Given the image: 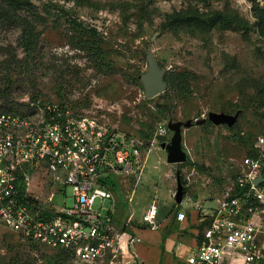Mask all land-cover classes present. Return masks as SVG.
Returning a JSON list of instances; mask_svg holds the SVG:
<instances>
[{
    "label": "rangeland",
    "instance_id": "rangeland-1",
    "mask_svg": "<svg viewBox=\"0 0 264 264\" xmlns=\"http://www.w3.org/2000/svg\"><path fill=\"white\" fill-rule=\"evenodd\" d=\"M2 1L33 34L23 37L20 26L0 23V114H24L26 101L39 98L139 137L148 155L138 179H119L122 207L131 198L140 216L156 197L157 222L180 207L207 213L243 171L244 157L258 156L264 138V0ZM149 53L164 71L166 87L146 99L141 79ZM170 74L185 75L188 91L169 86ZM209 113L236 116V122L182 129L186 160L168 164L160 148L172 137L168 125ZM177 174L184 192L178 206ZM55 189L44 169L35 173L36 204L48 207L45 199ZM64 201L72 207L71 187L55 196L57 205ZM0 264L108 261L82 262L0 225Z\"/></svg>",
    "mask_w": 264,
    "mask_h": 264
},
{
    "label": "built area",
    "instance_id": "built-area-1",
    "mask_svg": "<svg viewBox=\"0 0 264 264\" xmlns=\"http://www.w3.org/2000/svg\"><path fill=\"white\" fill-rule=\"evenodd\" d=\"M26 104L24 114H0V225L82 262L126 264L130 247L140 242L134 230L157 226L156 197L140 216L131 198L126 208L118 199L119 179H138L144 170L148 152L143 143L68 104L39 98ZM258 142V156L244 157V169L228 193L207 213L199 211L207 224L186 263L264 262V138ZM40 169L56 187L45 199L48 207L31 195ZM258 177L263 180L255 185ZM67 187L72 207L54 202ZM183 218L177 214L178 221Z\"/></svg>",
    "mask_w": 264,
    "mask_h": 264
},
{
    "label": "crops",
    "instance_id": "crops-1",
    "mask_svg": "<svg viewBox=\"0 0 264 264\" xmlns=\"http://www.w3.org/2000/svg\"><path fill=\"white\" fill-rule=\"evenodd\" d=\"M203 205L196 202L195 207L205 208ZM178 213L184 214L182 221L177 220ZM202 222L199 211L194 207L171 210L167 216L160 218L154 228L134 230L140 242L130 247L124 261L126 264H188L186 259L197 246L204 228Z\"/></svg>",
    "mask_w": 264,
    "mask_h": 264
},
{
    "label": "water",
    "instance_id": "water-1",
    "mask_svg": "<svg viewBox=\"0 0 264 264\" xmlns=\"http://www.w3.org/2000/svg\"><path fill=\"white\" fill-rule=\"evenodd\" d=\"M147 71L142 77V83L144 86V97L146 99L154 98L162 93L166 87V83L163 80L164 71L158 66V63L152 53H149L146 57ZM206 121H209L213 125H226L231 127L236 122V116H231L223 113H209L207 118L192 121L186 120L185 122H176L169 124L168 129L172 132V137L169 143L160 144V148L166 153V162L170 165L182 164L186 160L185 152L181 147V130L187 129L193 126H200ZM262 177H258L253 183L258 185L262 181ZM183 189L180 181L179 174L176 175V190L173 196L174 203L178 206L183 201Z\"/></svg>",
    "mask_w": 264,
    "mask_h": 264
},
{
    "label": "trees",
    "instance_id": "trees-1",
    "mask_svg": "<svg viewBox=\"0 0 264 264\" xmlns=\"http://www.w3.org/2000/svg\"><path fill=\"white\" fill-rule=\"evenodd\" d=\"M3 1H0V23L7 24V25H18L22 29L23 37H29L32 36L33 32L31 31L29 25L26 23V19L14 15L10 10V7L4 5L2 3ZM73 24L78 23L74 22ZM96 50H100L99 48ZM100 52V51H99ZM167 82L169 86L177 88V90L181 92H187L189 89L188 79L183 74H170L169 77H167Z\"/></svg>",
    "mask_w": 264,
    "mask_h": 264
}]
</instances>
